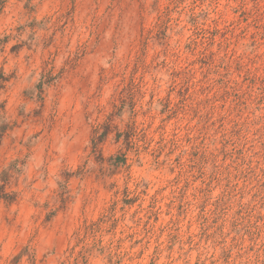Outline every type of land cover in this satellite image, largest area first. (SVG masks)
<instances>
[{
  "label": "rangeland",
  "instance_id": "1",
  "mask_svg": "<svg viewBox=\"0 0 264 264\" xmlns=\"http://www.w3.org/2000/svg\"><path fill=\"white\" fill-rule=\"evenodd\" d=\"M0 192V264H264V0H0Z\"/></svg>",
  "mask_w": 264,
  "mask_h": 264
},
{
  "label": "trees",
  "instance_id": "2",
  "mask_svg": "<svg viewBox=\"0 0 264 264\" xmlns=\"http://www.w3.org/2000/svg\"><path fill=\"white\" fill-rule=\"evenodd\" d=\"M109 122V121H108ZM97 128H96V134H97ZM96 134H93L92 135V138H91V142H92V150H93V152H96V150H97V145H98V143L101 141V139H100V135L98 136V135H96ZM110 159H112V160H115V163H114V165L116 166V165H120V164H122V163H124V161H125V154L124 153H120V154H116L115 156H113V157H110ZM1 174H5V173H1ZM1 192H2V190H1ZM1 192H0V200L2 199V198H4L5 197V195L4 194H1ZM61 264H63V263H61ZM73 264H79V262L77 261V260H75L74 262H73ZM82 264H86V261L84 262V263H82Z\"/></svg>",
  "mask_w": 264,
  "mask_h": 264
}]
</instances>
